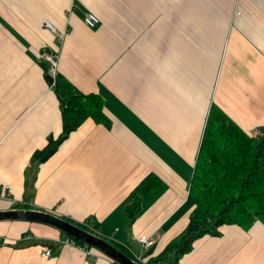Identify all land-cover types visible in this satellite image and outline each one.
I'll return each instance as SVG.
<instances>
[{"label":"crops","instance_id":"1","mask_svg":"<svg viewBox=\"0 0 264 264\" xmlns=\"http://www.w3.org/2000/svg\"><path fill=\"white\" fill-rule=\"evenodd\" d=\"M88 11L100 18L94 28ZM51 53L58 72L102 96L110 126L87 118L34 165L35 150L63 129L45 78ZM214 103L249 133L264 125V0H0V210L29 201L76 222L93 217L134 259L138 237H153L155 257L195 207L190 182ZM150 173L161 182L129 226L130 194ZM219 229L178 264H264L262 221ZM62 239L48 226L0 221V264H116Z\"/></svg>","mask_w":264,"mask_h":264},{"label":"trees","instance_id":"2","mask_svg":"<svg viewBox=\"0 0 264 264\" xmlns=\"http://www.w3.org/2000/svg\"><path fill=\"white\" fill-rule=\"evenodd\" d=\"M45 78L58 97L63 129L58 136L50 135L47 143L35 150L32 156L34 165L50 159L87 118L110 126L100 94L80 90L58 71L53 77L48 68ZM160 182L157 175L150 173L132 190L126 206L129 226L141 210L143 197ZM189 190L195 207L187 226L159 255L150 257L154 246L146 253L150 264H178L192 250L196 239L205 234L220 235L219 228L224 224L249 228L257 220L264 223V125L249 133L214 103L207 118ZM32 208L29 201L23 207ZM63 218L100 235V222L93 217L84 222ZM61 233L64 239H75L63 231ZM105 239L123 249L116 241Z\"/></svg>","mask_w":264,"mask_h":264},{"label":"water","instance_id":"3","mask_svg":"<svg viewBox=\"0 0 264 264\" xmlns=\"http://www.w3.org/2000/svg\"><path fill=\"white\" fill-rule=\"evenodd\" d=\"M21 220L41 222L53 226L67 235L82 241L88 246L95 247L102 251L117 264H141L133 259L126 252L109 242L104 237L89 232L86 229L74 224L52 212L36 209H7L0 210V221Z\"/></svg>","mask_w":264,"mask_h":264},{"label":"built area","instance_id":"4","mask_svg":"<svg viewBox=\"0 0 264 264\" xmlns=\"http://www.w3.org/2000/svg\"><path fill=\"white\" fill-rule=\"evenodd\" d=\"M238 13H240V11ZM84 21L89 27L94 28L100 23V18L94 12L88 11L85 14ZM45 26L50 30H53V31L56 30L54 23L50 20L45 22ZM44 58L48 62L49 74L55 77L56 72H57V67H58V54L57 53L56 54L55 53L45 54ZM138 241L141 244V252L136 254V259L142 264H146L147 258H146L145 252L150 250L155 245L156 240L149 235L143 234L138 237ZM67 244L74 245L81 250H86L88 248L86 245L79 244L75 239H72V238H65V239L60 240V245H67ZM52 253H53V248L50 247L45 251L44 255L50 256L52 255ZM86 264H92V263L88 261Z\"/></svg>","mask_w":264,"mask_h":264},{"label":"rangeland","instance_id":"5","mask_svg":"<svg viewBox=\"0 0 264 264\" xmlns=\"http://www.w3.org/2000/svg\"><path fill=\"white\" fill-rule=\"evenodd\" d=\"M32 173H33V171H31ZM33 179H32V183H33ZM30 188H31V191H35V184H33L32 186H30ZM23 207L25 206V204L23 203V205H22ZM8 221H11V220H8ZM27 222H29V223H31L32 224V226H34V227H38V226H48V227H50V228H52V229H54V230H58V231H60L59 229H57V228H55V227H53V226H50V225H48V224H45V223H41V222H31V221H27ZM31 231L32 232H34V230H32L31 229ZM61 232V231H60ZM138 249L140 248V245L139 246H136ZM91 248V250H95L96 248L95 247H90ZM98 250V249H97ZM140 252H141V250H140ZM140 252H138V253H140ZM129 254V256H132L133 257V255L132 254H130V253H128ZM146 264H150L149 263V261H148V258H147V263Z\"/></svg>","mask_w":264,"mask_h":264}]
</instances>
